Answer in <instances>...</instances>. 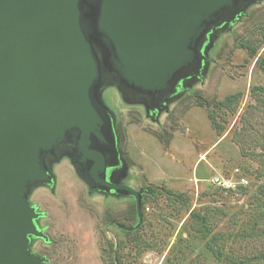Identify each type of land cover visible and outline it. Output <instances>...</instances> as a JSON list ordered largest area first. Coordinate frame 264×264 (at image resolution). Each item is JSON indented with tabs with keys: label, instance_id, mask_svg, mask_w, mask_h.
Segmentation results:
<instances>
[{
	"label": "water",
	"instance_id": "95a60500",
	"mask_svg": "<svg viewBox=\"0 0 264 264\" xmlns=\"http://www.w3.org/2000/svg\"><path fill=\"white\" fill-rule=\"evenodd\" d=\"M260 0H0V264H46L49 241L30 196L56 181L67 154L90 191L131 196L143 223L145 188L122 181L116 84L158 120L203 77L217 32Z\"/></svg>",
	"mask_w": 264,
	"mask_h": 264
},
{
	"label": "rangeland",
	"instance_id": "374dc122",
	"mask_svg": "<svg viewBox=\"0 0 264 264\" xmlns=\"http://www.w3.org/2000/svg\"><path fill=\"white\" fill-rule=\"evenodd\" d=\"M102 97L128 164L122 181L152 191L143 223L125 235L114 221L136 223L134 199L90 191L64 154L51 163L55 190L39 186L30 196L50 238L35 239L32 250L46 264H264V0L217 32L203 77L187 82L158 120L114 83ZM220 174L249 184L222 190L211 184Z\"/></svg>",
	"mask_w": 264,
	"mask_h": 264
},
{
	"label": "built area",
	"instance_id": "2783aa9c",
	"mask_svg": "<svg viewBox=\"0 0 264 264\" xmlns=\"http://www.w3.org/2000/svg\"><path fill=\"white\" fill-rule=\"evenodd\" d=\"M211 184L222 190L237 192L241 186H247L249 180L245 175H240L237 180H234L233 177L220 174L212 177Z\"/></svg>",
	"mask_w": 264,
	"mask_h": 264
},
{
	"label": "trees",
	"instance_id": "16d2710c",
	"mask_svg": "<svg viewBox=\"0 0 264 264\" xmlns=\"http://www.w3.org/2000/svg\"><path fill=\"white\" fill-rule=\"evenodd\" d=\"M237 96V95H236ZM193 97L195 98L197 104L201 107H207L209 106V101L208 99H206L205 97H203L202 95L199 94V91H194L193 92ZM233 96L229 95L227 96L223 101H221L223 104H226L227 106H230V102L232 100ZM208 117L209 119L212 121V124L217 127L215 124H216V119H215V116L209 111L208 112ZM119 130L121 131L120 133L124 134V131L122 130V127L119 128ZM170 141H166V145L169 144ZM122 148V146H121ZM133 211L135 214H137V207L135 205V202L133 204ZM139 229H136L134 231H124V234L127 235L128 237L138 233Z\"/></svg>",
	"mask_w": 264,
	"mask_h": 264
},
{
	"label": "flooded vegetation",
	"instance_id": "af4514ba",
	"mask_svg": "<svg viewBox=\"0 0 264 264\" xmlns=\"http://www.w3.org/2000/svg\"><path fill=\"white\" fill-rule=\"evenodd\" d=\"M236 21V20H235ZM120 131V130H119ZM119 149L120 150H122L121 149V145H119ZM56 177V176H55ZM55 186H56V181H55V184L53 185V186H46L47 188H49L50 190H55ZM133 187V186H132ZM141 188H145L146 190H149V192H144L143 193V196H142V200H144V198H145V196L146 195H148V193H152V191L150 190V189H148L147 187H141ZM56 192V191H55ZM108 195H110V196H115V197H129V198H132V199H134V201H135V205H136V200H135V198L134 197H131V196H116V195H113L112 193H107ZM37 207V206H36ZM37 209H38V211H41V210H39V208L37 207ZM41 212H43V211H41ZM43 214H44V212H43ZM45 217V214L41 217V218H44ZM40 218V219H41ZM40 219H39V223H40ZM111 222H113V221H111ZM138 222H139V218H138V212H137V221H136V223L135 224H133V225H131V226H128V225H121V223H119V222H117V221H114V224L115 225H117V226H122V227H133V226H135V225H137L138 224ZM40 226H41V228H43L44 229V231H45V227H43L41 224H40ZM123 230L124 231H134V230H136V229H133V230H129V229H125V228H123ZM46 233V232H45ZM47 234V233H46ZM48 235V234H47ZM49 236V235H48ZM38 239H42V238H38ZM38 239H36V240H38ZM43 240V239H42ZM45 241V240H44ZM45 242H47V243H49L50 242V238H49V241H45Z\"/></svg>",
	"mask_w": 264,
	"mask_h": 264
}]
</instances>
